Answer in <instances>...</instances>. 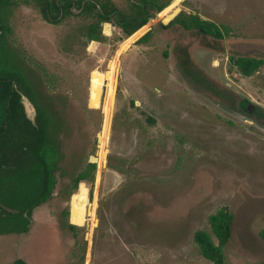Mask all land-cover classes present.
<instances>
[{
    "label": "rangeland",
    "instance_id": "rangeland-1",
    "mask_svg": "<svg viewBox=\"0 0 264 264\" xmlns=\"http://www.w3.org/2000/svg\"><path fill=\"white\" fill-rule=\"evenodd\" d=\"M16 1L7 59L55 117L61 160L29 231L0 235V264H214L195 236L218 244L211 217L220 211L232 215L225 264H264V63L252 76L231 64L264 61V0H155L166 7L150 9L143 42L126 37L117 16L89 41L90 15L52 24ZM104 1L125 14L142 2ZM176 7L230 35L162 27ZM91 156L95 180L76 190Z\"/></svg>",
    "mask_w": 264,
    "mask_h": 264
},
{
    "label": "trees",
    "instance_id": "trees-1",
    "mask_svg": "<svg viewBox=\"0 0 264 264\" xmlns=\"http://www.w3.org/2000/svg\"><path fill=\"white\" fill-rule=\"evenodd\" d=\"M23 1L34 6L42 18L52 24L75 16L90 15L95 18L96 31L92 30L94 25L87 27L89 41L102 40V23L114 21L115 16L118 17L116 24L122 28L126 37L134 36L135 41L146 32L147 26L144 25L153 18L150 9L161 12L166 7L156 6L155 0H141L134 13L125 14L104 0ZM16 2L0 0V235L29 231L32 210L49 201L54 194L57 184L56 172L61 160V145L55 132V117L42 105L25 73L11 66L7 59L11 56L6 39V33L11 31L7 16L10 7ZM170 12L169 10L163 17ZM174 25H179L187 31H199L218 40L224 39L231 32V28L226 24L185 10L169 24H161L162 27ZM150 34L151 31L147 32L139 41L143 42ZM263 63L261 58L231 57L232 67L244 76H252ZM23 94L36 107V123L26 115L21 101ZM249 103L246 98L239 100V105L245 112ZM95 173L96 164L87 162L74 177V189L77 190L81 182H94ZM68 214L69 212H66V215ZM211 224L218 244L204 231L196 233V241L205 257L214 264H225L224 248L232 234V215L227 211H220L211 217ZM67 226L76 227L69 220ZM15 264L27 263L18 259Z\"/></svg>",
    "mask_w": 264,
    "mask_h": 264
},
{
    "label": "water",
    "instance_id": "water-1",
    "mask_svg": "<svg viewBox=\"0 0 264 264\" xmlns=\"http://www.w3.org/2000/svg\"><path fill=\"white\" fill-rule=\"evenodd\" d=\"M181 11H182V8H179V7L174 8L168 15H166L165 17H163L162 24H164V25L169 24ZM149 31H150V29H148L144 34H146ZM144 34L141 35L138 39H140L142 36H144ZM91 80H92V74H91ZM91 94H92V92H91ZM90 99H91V96H90ZM90 99H89V106L92 107L91 106V100ZM21 101H22V103L24 105V109H25V112H26L27 117L33 123H36L35 119H36V115H37V110H36V107L34 106V104L24 94L22 95ZM253 108H254L253 104L250 103L248 105V107H247V111L248 112H251ZM32 113H34V115H35L34 118H31V116H30ZM89 161L91 163H96L98 161V158H97V156H91L89 158ZM74 220H75V218H74V209H73V201H72V205H71V209H70V223L71 224H75V225H81V224L75 222Z\"/></svg>",
    "mask_w": 264,
    "mask_h": 264
},
{
    "label": "flooded vegetation",
    "instance_id": "flooded-vegetation-1",
    "mask_svg": "<svg viewBox=\"0 0 264 264\" xmlns=\"http://www.w3.org/2000/svg\"><path fill=\"white\" fill-rule=\"evenodd\" d=\"M17 126H19V122H17ZM97 158H99V157H97ZM45 203H46V202H45ZM42 204H44V203H42ZM42 204L36 206V207L32 210L31 223H32V221H33V212H34V210H35L36 208L40 207ZM69 221H70V219H69ZM30 226H31V225H30ZM29 229H30V228H29Z\"/></svg>",
    "mask_w": 264,
    "mask_h": 264
},
{
    "label": "built area",
    "instance_id": "built-area-1",
    "mask_svg": "<svg viewBox=\"0 0 264 264\" xmlns=\"http://www.w3.org/2000/svg\"><path fill=\"white\" fill-rule=\"evenodd\" d=\"M111 27H112V28H115V26H112V25H111Z\"/></svg>",
    "mask_w": 264,
    "mask_h": 264
},
{
    "label": "bare ground",
    "instance_id": "bare-ground-1",
    "mask_svg": "<svg viewBox=\"0 0 264 264\" xmlns=\"http://www.w3.org/2000/svg\"><path fill=\"white\" fill-rule=\"evenodd\" d=\"M101 137V134L99 135V138Z\"/></svg>",
    "mask_w": 264,
    "mask_h": 264
}]
</instances>
